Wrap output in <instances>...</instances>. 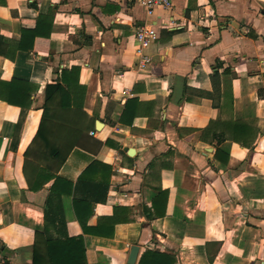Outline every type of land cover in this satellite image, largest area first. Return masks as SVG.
<instances>
[{
	"label": "crops",
	"instance_id": "obj_1",
	"mask_svg": "<svg viewBox=\"0 0 264 264\" xmlns=\"http://www.w3.org/2000/svg\"><path fill=\"white\" fill-rule=\"evenodd\" d=\"M171 1L148 16L136 0H0V83L33 88L29 107L0 100V264L77 237L87 264H127L133 246L136 264H264V0ZM42 17L50 37L18 50ZM62 80L77 108L58 109Z\"/></svg>",
	"mask_w": 264,
	"mask_h": 264
},
{
	"label": "trees",
	"instance_id": "obj_2",
	"mask_svg": "<svg viewBox=\"0 0 264 264\" xmlns=\"http://www.w3.org/2000/svg\"><path fill=\"white\" fill-rule=\"evenodd\" d=\"M51 30L52 26L47 22V17H42L37 22L23 21L21 25V41L19 43L18 50L24 52H36L34 47V42L36 39H48L50 37ZM62 83L65 84L68 89L66 91V89L62 87L61 84L58 85V89L63 93L58 109L67 110L71 108H77L78 105L70 100L71 95L69 91V83L66 80H62ZM0 87L1 91H3L0 93V100L11 106L20 108L30 106V93L33 91V88H30L27 82L13 79L9 83H0ZM186 101L192 102L193 100L186 98ZM43 110V122L40 133L43 128V124H45L47 119H50L49 113L53 110V108L51 107V104L46 102ZM62 122L65 121L63 120ZM64 152L65 151H61L59 149L50 150V153L53 157L61 160L65 156ZM82 207L83 205L79 206V203L77 202L74 206L75 214L84 234H88L92 230L86 227V223L80 215V209H82ZM101 221V228L109 224L112 226V228H114L118 224L113 218H103ZM42 247L45 249V254L40 253V249ZM149 257H154L157 264H176V260L173 255L150 251H147L142 255L139 264H144L145 260ZM33 264H87L83 237L69 238L66 240L46 239L43 243V246L42 244H39L38 246L36 245Z\"/></svg>",
	"mask_w": 264,
	"mask_h": 264
},
{
	"label": "built area",
	"instance_id": "obj_3",
	"mask_svg": "<svg viewBox=\"0 0 264 264\" xmlns=\"http://www.w3.org/2000/svg\"><path fill=\"white\" fill-rule=\"evenodd\" d=\"M138 5L143 8L148 16H151L157 8L170 10L171 0H136ZM156 38V31L150 27L139 28L134 36L136 54L140 57V66L145 67L150 64V58L144 55V50Z\"/></svg>",
	"mask_w": 264,
	"mask_h": 264
},
{
	"label": "water",
	"instance_id": "obj_4",
	"mask_svg": "<svg viewBox=\"0 0 264 264\" xmlns=\"http://www.w3.org/2000/svg\"><path fill=\"white\" fill-rule=\"evenodd\" d=\"M140 248L138 246H133L129 253L127 264H136L137 257L139 254Z\"/></svg>",
	"mask_w": 264,
	"mask_h": 264
}]
</instances>
